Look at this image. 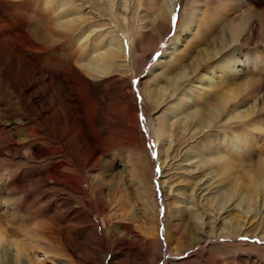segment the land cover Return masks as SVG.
<instances>
[{
	"label": "bare ground",
	"instance_id": "6f19581e",
	"mask_svg": "<svg viewBox=\"0 0 264 264\" xmlns=\"http://www.w3.org/2000/svg\"><path fill=\"white\" fill-rule=\"evenodd\" d=\"M135 1L143 12H151L154 17L151 16L148 20H145V17L138 19L139 27L136 26L134 31L133 21H128L124 25L123 20L126 16H123L124 19L119 16L127 9V0H0V106L4 109L0 111V158L7 157L15 162L18 161L19 166L13 170L7 167L4 170L7 172L6 179H0V212L5 211L6 214L13 211L23 221L20 228L14 225L16 222H9L8 219L5 220L4 226L0 221V264H47L40 260L42 257L40 258L37 253L40 252V247L37 252L33 250L28 253L25 250L27 247L33 249L34 246L27 245L30 243L25 242L29 240L27 238L29 232L23 230L29 225L34 227L45 225L46 220L51 223L49 228L53 230L52 233L56 235L59 242H62L66 248L72 249V246L66 243L64 224L74 221L75 216L86 203L80 197L79 211L70 207L71 205L66 208L64 203L66 200L69 201L61 191L72 189L78 194L87 195L85 191L83 192V186H79L78 173H82L89 166L88 164L95 165L100 162L99 156L104 153L102 137L113 136L116 131L128 136L129 140L125 143V150L123 149L127 155L119 154L111 162V165H114L118 161L125 168L118 171V176L111 185V187H117L121 195L118 197V204L111 205L107 215L111 216V210H113L111 217L120 212L119 220H131L133 224L121 225L120 221H117L120 227L116 230L122 227L123 235H116L109 229V223L105 220L107 216H102V222H98L96 232L99 234L97 243L107 253L103 264H110L107 260L108 255L115 259L122 258L135 249L147 251L154 243L159 245L166 243L167 249L170 247L172 237L168 236L167 227L164 230L160 228L159 209L153 199V192L146 182V172L150 170L146 149L147 139L145 140V134L139 128V125L145 122L141 120V106L138 108L134 99L131 80L141 75L142 68L146 66L144 61L146 42L151 37H160L164 28L167 31L170 30L176 4L181 0ZM244 2V0H190L189 8L184 7L179 14L181 18L175 40L169 51L170 58L164 59L162 64H159L160 72L152 73L154 77L152 83L146 82L139 86L143 95L142 104L146 108L144 113L147 130L159 138L158 156L162 167L165 166L166 158L170 157V154H167L163 159L164 141L167 136L173 135L177 142H174L176 145L173 146L174 148L170 146L173 152H176L175 157H171L170 161L182 155L180 147L183 144L194 139L193 143L197 144L191 148H196L194 155L198 157L199 165L197 166L205 169L202 176L209 174L207 171L215 174L206 180L207 188L215 183L220 185L221 194L214 206L215 198L211 199L210 206L214 207L213 210L217 213L225 209L227 211L235 201L239 200L250 209L248 214H251L252 207H256L251 214V218L255 219L264 207L262 205L264 204V144H260L264 139V134L260 132L264 129H261L260 116H256L264 112V104L258 95L253 96L255 101L252 105H249L248 98L250 93L256 92L260 87L264 77V55L253 56L243 47L241 39L244 35L241 37L240 27L232 28L234 31L231 32L230 39L231 27L227 26L230 19L227 20L228 16H225L226 19L220 16L222 11L228 14L230 7L232 10L236 8L237 12L238 6ZM249 2L256 8L264 6V0H249ZM220 3L223 5H219ZM205 6L209 9L206 13L202 11ZM227 9L229 10L226 13ZM113 22L123 33L121 34L123 38L119 33L110 35L103 31L104 27ZM182 31L187 34L185 41L189 44L185 42V48L179 50L177 42ZM235 45L242 46L240 50L244 53L245 62L232 56L230 63L223 65L222 62L228 59L225 54ZM28 54L42 58L39 70L47 75L45 78L48 84L45 86L48 89L56 86L55 80L59 73L63 80L59 87H65L68 84L72 92L78 95L76 102L70 101L72 110L61 108L51 110L53 115L50 117L51 123L48 122L47 128L38 122L41 119L38 120L35 116L23 118L25 114L20 113L22 115H19L20 119L17 122H11L10 115L24 110L26 100L31 105L38 102L35 100L36 93H31L34 87L31 80L39 71L38 69L29 70L28 66H24L25 56ZM56 56H59L60 60L54 67ZM8 60L12 64L7 68L4 64ZM214 63L227 67L226 71H222L220 76H213L209 71H215L212 68ZM232 68H235L233 69L235 71H231ZM155 71L157 70L153 72ZM232 77L238 80V83H235ZM25 84H27L25 87L27 91L22 88ZM193 84H198V87ZM15 88H19L21 97L24 96L26 99L18 97V102L9 101L6 104L11 94L10 89ZM169 102L173 105L165 108L164 113L157 119V123L154 122L156 126L158 125L155 131L153 116ZM80 103L83 105L81 109L78 107ZM11 107H14L12 110L15 113L10 111ZM254 118L259 121L255 123ZM5 119L10 122L9 131L3 125ZM61 122L71 128L72 137L68 141L66 139L69 132L60 128ZM12 129L14 132H18L15 130L18 129L26 138L20 140L21 142L15 141L12 138ZM45 130L48 133H45ZM134 137L137 141L133 140ZM57 140L65 141L63 147ZM26 145H28V151L23 154L24 150H27ZM61 148L70 152L71 161L75 165L73 163L70 165V161L65 162L61 155ZM29 149L34 159L43 160L34 161L29 156ZM188 154L191 153L186 152V155ZM67 164L73 168H69ZM27 171L32 172L30 179H28L29 174H26ZM113 175L114 173L111 176L115 179ZM215 177L218 179L213 182ZM99 182L102 181L99 180ZM134 189L136 200L130 196ZM34 194L37 196L32 197ZM258 197L261 198L260 207L256 205ZM103 209L100 207L96 211ZM61 212L65 213L66 217L62 216ZM239 217H246V215L241 216L239 213L230 215V225L227 226L229 231L224 235L210 236V238L248 236V232L238 231ZM175 218L179 219V217ZM92 221L97 222V220ZM261 224L262 228L258 227L256 230L259 233H253V235L264 239V222ZM131 225L136 229L140 228L139 231L144 237L139 233L141 237L137 238ZM193 225L190 227V224H187L183 231L179 228L180 226H176L175 234L179 235L183 232L182 235L191 238L192 242L204 240L207 236H198V231L191 229ZM45 227L47 225L43 230L48 233L50 230ZM43 232L41 230L42 235ZM47 233L44 235L47 236ZM173 236L175 240L179 239L178 236ZM50 237L52 239V236ZM51 244L48 248L41 249L43 256L47 257L46 254L53 249L50 248ZM42 245L45 244L42 242ZM222 245L229 246L226 243ZM240 245L242 246L241 243L235 246L240 248ZM86 247L90 253L97 255L93 247L90 245ZM119 249L120 251H117ZM151 257L156 261L151 258L150 264H156L160 260H162V263L159 262L161 264L169 263L168 258L163 254H153ZM50 258L52 259L51 256ZM50 264H56V262Z\"/></svg>",
	"mask_w": 264,
	"mask_h": 264
},
{
	"label": "rangeland",
	"instance_id": "374dc122",
	"mask_svg": "<svg viewBox=\"0 0 264 264\" xmlns=\"http://www.w3.org/2000/svg\"><path fill=\"white\" fill-rule=\"evenodd\" d=\"M115 1H117V0H115ZM209 1H211V0H209ZM244 1L245 2L242 5L238 6L239 8H238L237 12H236V8L234 10H232L230 7V10L229 9L226 10V13L229 10L228 14H225V12L222 11L223 13L220 16H224V19H226L225 16L226 17L228 16L227 20L230 19V22L227 24V26L231 27L229 30L230 39H231V34H232L231 32L234 31L233 29L236 28V26L240 27L241 37L244 35V37L241 39V41L244 44L243 47H245L246 50H248V52L250 51V54L253 56L255 54H256V57H258V55L262 56V55H264V6L262 8H256V6L254 4H252L251 2H249V0H244ZM134 2H136V1L135 0H132V1L127 0L128 7L123 12L125 15L123 13H120V15H119L120 18L122 17L121 19H124L123 16H126L125 17L126 19L123 20V22L125 21L124 25H126L128 23V21H131V20L133 21V23H132L133 30L135 29L136 26L139 27L138 23H140V22H138V19L140 20L143 17H145V20L146 19L148 20V19H151V16L153 15V13H151V12H147L148 14L146 12H143V9L141 10V8L138 7L137 2L136 3H134ZM189 3H190V0L179 1L176 4L177 8L175 7V10H174V12H175L174 16L178 15V17H179L178 21L175 23L172 22V25L170 26L169 31H167L164 28L162 33L160 34L161 35L160 37H154V38L151 37L150 39H148V41L146 42V45L144 46L145 47L144 61L146 62V66H144L142 68L143 72L141 75L134 77L133 81L131 80V86L133 88L134 99H135L136 103L138 104V108H140V106H141V111H142L141 112V120L143 122H145L144 124H140L139 128L141 131L143 130L142 132L145 134V140L147 139L146 140V143H147L146 149L148 150L150 170L148 169V172H146L147 173L146 174V182H147L148 187H150V189L153 192V199H154L155 203L157 204L156 205L157 208L159 209L158 210V219L160 221L159 225H161L160 228L162 230H164L165 227H167L169 230L168 236H171L173 240L171 239L170 242H172V243H170V247L168 249L166 247V243H163L160 245L158 243H154L152 246H150L149 250H147V251L145 250L143 252V251L135 249L133 252L128 254L129 256L124 255V257H122V258L116 257V259H115L114 257L108 255L107 260L110 262V264H144V263L150 264L151 258L153 260V257H151V255L153 256V254H156V255L163 254L164 256H166V258H168V261H169L168 264H264V239H260L258 237H255V235H253V233L258 234L259 231L256 232L257 228L259 227L261 229L263 226L261 223L264 222V207H262L260 214L255 219L251 218V216H252L251 214H253V211L256 207H252L251 208V214H248L250 209H248V207L245 203H241L239 200L235 201V203L232 206H230V208L227 211L225 209V210L217 213L215 210H213L214 209L213 206L216 203L215 201H217V199H219V197H220V194H221L220 193L221 189H219L220 185L215 183L212 185V187L207 188L208 185H207L206 180L208 178H212L215 174L213 172L211 174V172L207 171V173H209V174L202 176L203 170H205V169L204 168L201 169V168H199V166H197V165H199L198 164V157L197 156L195 157V155H194V149H196V148L195 147H194V149L191 148V147H193V145L197 144L195 142L193 143L194 139H192L191 141L188 140L185 144H183L180 147V150L182 151V152L180 151V153L182 155H180L176 159L170 161L171 157H175V153H176V152H173V150L171 149L170 146H172V148H174L176 146L175 143H177V142H175L173 135L167 136V138L164 141V147L165 148H163V150L165 149V151L163 152L164 153L163 159L166 158L167 154L168 155L170 154V157L168 159L166 158V163L164 164L165 166H163L165 168H163L159 162V156H158V147L160 145L159 138L156 137V135L154 133H149V131L147 130L148 126L146 125V120H145L146 118H145V113H144V112H146V108H144L143 104H142L143 95L141 93V89H140L139 85L142 83H146V82L152 83L153 78H154V77H152V73L157 74L158 72H160L161 69H160L159 64H162L164 59L170 58L171 55H169V53H170L169 51L172 48L173 41L175 40L176 32L178 30V23H179L180 18H181L179 16V14H181V11L184 7L189 8ZM221 3L219 5H223ZM218 7H220V6H218ZM207 8H208L207 6L203 7L202 11L204 13L208 12L209 9H207ZM223 14H225V15H223ZM153 17L154 16H152V18ZM110 25H109L110 27L107 25L108 27L106 26V27H104V29L102 27L103 31H106V33L110 34V35L119 33V35L122 36V38H123V35H121L123 33L121 31H119L118 28H116L117 25L115 24V22L111 23ZM113 30H115L116 32ZM186 35L187 34H185L183 31L181 32V35L179 37L180 39L177 42L178 46H179V48H178L179 50L180 49L182 50L183 48H185ZM123 40H124V42L126 41L125 38ZM186 43L189 44L188 42H186ZM241 47H242L241 45H235V47L231 48L228 51V53L225 54L226 55L225 57H228V59H226L225 61L222 62L223 65L224 64L227 65L228 63H230V58L232 56L236 57L240 61H244L245 60L244 53L242 52V50H240ZM28 55L25 56L26 60H24V62H25L24 66H26V67L28 66L27 68L29 70L38 69V71H39L35 75L36 77L33 76L32 80H31V83L34 86L31 89L32 90L31 93L32 94L36 93L35 100H38V102L36 101V103H34V105H31V103L26 100L27 102L25 101L24 110H19V112H16V113H15V111L12 110V108H14V107H11L10 111L11 112L13 111L15 114L10 115V117H12V119L11 118L10 119H11V122H17V120L20 119V116H22L23 114H25V117L23 115V118L35 116V117H37L38 120H40V119L44 120L43 122L41 120L38 122H40V124H42L43 127L47 128V127H49V123H51V121H49L50 117H52V115H53L51 110L52 109H60V108L62 110H66V109L72 110L73 106H71L70 101L72 100V101L76 102L78 100L77 99L78 95H76L74 92H72V90L70 89L71 86H69L68 84L65 87L64 86L59 87L60 82L63 83V80H61L62 77H61V75H59V73H57L56 80H55L56 86H53V88L51 87L50 89H48L46 87L48 84V81H47V78H45V77H47V75H45L46 74L45 72H41L39 70V67H40L41 62H42V58L40 56H35V55L31 56L30 54H28ZM59 60H60V57L56 56V60L53 63L54 67H56V63H58ZM253 62H254V58H253ZM11 64L12 63L8 60V62H6L4 64V66L8 68L9 66H11ZM246 64H247V62H246ZM251 66H253V65L251 64ZM212 68H214L215 71H213V72L209 71V73H211L213 76H220L222 74V71H226V69H227V67L225 68L220 64L218 65V63L217 64L214 63V66ZM235 68H238V67L235 66ZM235 68H232L231 71ZM251 68H253V67H251ZM154 70H157V71L153 72ZM233 71H235V70H233ZM41 80H42V82H41ZM64 80H66V79H64ZM233 81L235 83H238V80H235V78H233ZM25 82H27V81L25 80ZM260 84H261L260 87H258L256 90V92H258L259 94L256 92L250 93L249 98H248L249 105H252L254 103V101H255L253 98L254 95H258L260 97V101H262V104H264V77H263L262 81L260 82ZM26 86H27V84H25L22 88H25ZM193 86L198 87V84H196V85L193 84ZM10 90H11V94H9V98H8L6 104L9 103V101H11L13 103V101H17L18 97H21V91L19 90V88H15L14 90L10 89ZM25 90H26V88H25ZM29 92H30V90H29ZM22 97L24 100L26 99V97H24V96H22ZM21 101L23 104V100H21ZM171 105H173V103L169 102L168 104H166L165 107H162L163 110L160 109V111H158L157 114L155 113V115L153 116V125H155V127H154L155 131H156L158 125L156 126V124L154 122L157 123V119L159 117H161V115L164 113L165 108H167L168 106H171ZM47 106H48V108H47ZM78 107H79V109H81V107H83V105H81V103H80L78 105ZM2 110H4V109L2 106H0V111H2ZM19 113L22 115H20ZM28 113H29V115H28ZM256 116L257 117L260 116L259 119H261L260 121L262 122L261 129H264V112L261 114L258 113V114H256ZM259 119H255V123H257V121H259ZM56 122H59V121L56 120ZM3 125L6 126V128H8V126H10L9 120L5 119L3 122ZM59 126H60V128H62V130L69 132V136L67 137L66 141L70 140L72 137V131H71L70 126H66L65 123H62V122ZM10 128L11 127L8 128V131ZM12 130H13L12 138L15 141L21 142L20 140L26 138L24 133L20 132L18 129H15L18 132H14V129H12ZM116 132H118V131H116ZM116 132L113 134V136L109 135L108 136L109 138L106 136L107 139L105 136H104V138L102 137L101 143L104 147V153L99 156L100 162L97 163L98 165L97 164H95V165L88 164L89 166L86 167V169H84V171L82 173H80V174L78 173V175L80 176L79 186H81V187L83 186V188L85 189L84 190L82 188L83 192L85 191V194H87V195L84 196L83 193L82 194L79 193L80 194L79 195L78 193H76L72 189L61 191L62 193H64V196H66L68 201H69V202H67V200H66L64 203L66 205V208H67V206L71 205L70 207H74V209L79 211L80 208H78V205H79L78 201L79 202L81 201L80 197L83 199L84 203H86V205L80 209V212L77 214V216H75L76 218H74V221H72L70 224L69 223L64 224V233H65L66 239H67L66 243L71 245L72 249H69L68 247L66 248L62 242H59V239H57L56 235L52 233L53 230H51L49 228L51 226L50 225L51 223L50 222L48 223V221L46 220V221H44V223H46V224L45 225L42 224V226H40V227H36V226L34 227V225H29V226H25V229H23V230H26L29 232L28 237L24 236L25 238L26 237L29 238V240L25 241V242L26 243L30 242L27 245L31 244V246H34L33 249L30 247L25 248V250L28 253L33 251V250L35 252H37V251H39V247H40V252H37V253L39 254L40 258L42 257V259H40V260H42L43 262H45L47 264H50L51 262L52 263L56 262V264H103L104 261L106 260L107 253L97 243L99 234H98V232H96L97 231L96 228L98 229L97 224L102 222V216L108 217V219H106L107 217H105V220H107L109 223L108 224L110 226L109 229L113 230L114 234H116V235H123V228L122 227L119 230H116L117 227L118 228L120 227V226H118L119 222H117V221H120L121 225H125V223H127V225L133 224V223H131L132 222L131 220H129V221L128 220L127 221L122 220V219L119 220L120 219V212L119 213L117 212V215L114 214L116 217L115 216L111 217V216H113V214H112L113 210H111V216L110 217H109V215H107V214H109L110 208L112 207L111 205L115 206L116 203L118 204V197L121 195V193L118 191L117 187L116 188L111 187V185H113L112 183L115 182L116 176H118L117 175L118 171L123 170L125 168V167H122V163H120L118 161L114 165H111L112 164L111 162H112L113 158H116L117 156H119V154L123 155V156L127 155V152L126 151L123 152V149L125 150V143H126V141L129 140V137L125 136V134H122L120 132L116 133ZM45 133H48L47 130H45ZM260 133L264 134V130H262V132H260ZM47 136H48V134H47ZM187 137H189V135ZM134 139H135V137L133 138V140ZM4 141H7V140H4ZM134 141H137V139ZM57 142H59V144L62 145V147H63V144L65 143V141H63V140H61V141L57 140ZM172 143H173V145H172ZM261 143L264 144V139L261 140L260 144ZM78 144H79V142H78ZM117 144H118V146H117ZM3 146H5V145H3ZM27 146L28 145H26V148H25L27 150H24L23 154H25L28 151ZM75 148H77V146H75ZM61 150H62L61 155H63L62 157L65 160V162L70 161L69 162L70 165H72L71 163H73V165H75L74 162L71 161L72 158L70 157L71 156L70 152H68L66 149H63V148H61ZM167 150H168V152H167ZM169 150H170V152H169ZM186 152L191 153V154H188L191 156L188 157V155H186ZM29 156L34 161H42L43 160V159L42 160L34 159L33 155H32V151L30 149H29ZM17 162L18 161L15 162V160H13V159H7V157H4V158L1 157L0 158V176L2 174L3 175H2V178H0V179H3V178L6 179L5 173H7V172L4 170L7 167L9 170H13V168L17 169L19 167L17 165L18 164ZM106 162H108V163H106ZM69 164H67V166L69 168H73ZM93 168H94V170H93ZM112 173H114L113 176H115V179L111 176ZM26 174H29V176H30L32 174V172L27 171ZM89 175H91V176L89 177ZM31 176L28 179H30ZM94 177L96 180L94 179ZM88 178H89V180H88ZM91 178H93V179L91 180ZM217 179H218V177H217ZM217 179L215 177L213 182L214 181L216 182ZM25 180H27V179H25ZM99 180L102 182L100 183ZM110 182H111V184H110ZM73 183H75V181H73ZM93 183H95V184H93ZM217 185H218V188H217ZM92 186H94V188ZM213 187H214V189H213ZM93 191L94 192L96 191V192L94 193ZM131 192L133 195L130 193V196H132V198L134 197L133 199L136 200L135 189L132 190ZM94 194H95V196H94ZM105 195H106V198H105ZM35 196H37V195L34 194L32 197H35ZM93 197H95V198L93 199ZM214 198H215V200H213ZM110 199H111V201H110ZM211 199L213 200V206L212 205L210 206ZM88 201H91V202H89L90 204L88 203ZM101 202H104V203H101ZM111 203H113V204H111ZM260 203H261V198L258 197L256 205H258V207H260L261 206ZM108 204H110V205H108ZM106 205H108V206L105 207ZM262 205H264V204L262 203ZM100 207H103L105 210L103 209L104 211L103 210L96 211ZM106 210H107V212H106ZM1 212H0V221H1V224L3 226L6 222L5 220L8 219L7 221H9V222H11V221L16 222L17 224L14 223V225H16L18 228L21 227L20 225H22L23 221L20 220L19 217H17L16 213H14L13 211H10L6 214H5V211H1ZM225 212H227V213H225ZM238 213L241 216L246 215V217H239L240 227L238 228L239 229L238 231H240V233L248 232V236L240 237V238H237V237H234V238H223L222 237L219 239L210 238V236L212 237V236H216V235L219 236V235L226 234V232L229 231L227 226H228L229 221H230V218H229L230 215H232V214L235 215ZM10 214H11V216H10ZM60 214L64 217H66L65 213L61 212ZM104 214H106V215H104ZM175 217H179V219H176ZM109 218H110V220H109ZM116 218H118V219H116ZM78 219H79V221H78ZM112 219H113V222H112ZM92 220H97V222H94ZM174 224H175V226H174ZM176 224H178V225H176ZM187 224H190V227H191V225L194 224L191 229H196V232L198 231V234H199L198 236L204 235L207 237L204 238V240L200 239L197 242H192V241H190L191 238L185 237V235H182V234H184L183 232H181L179 235L175 234L176 232L174 231V229L176 226H178V227L180 226L179 228L183 231L184 228L187 226ZM46 225H47V227H45V228L50 230L48 233L46 232V230H43L44 226H46ZM132 227H133L134 234H136L137 238H140L141 237L139 234V233H141L139 231L140 228L136 229L135 226L131 225V228ZM41 230H42V232L44 231L43 235L41 234ZM121 230H122V232H121ZM44 233H47V236H45ZM48 234H49V236H48ZM141 235H142V237H144L143 233H141ZM173 235L178 236L179 239L175 240L173 238L174 237ZM251 235H253V236H251ZM50 236H52V239ZM132 236H133V234H132ZM20 237L22 238V235H20ZM50 239H51L52 244H51V242L49 243ZM42 242L45 245H42ZM225 243L228 244L229 246L222 245ZM239 243H241L242 246L240 245L241 247L238 246L240 248H237V246H235V245L236 244L239 245ZM49 244H51L50 248H53L50 251L53 254H51L49 252L50 254L49 253L46 254L47 257H45L42 255L41 249L44 247L48 248L50 246ZM88 245L93 247L94 251L97 253L96 256L94 254L90 253V251L87 249L86 246H88ZM53 246L55 247L56 251L54 250ZM218 247H220L221 249ZM223 247H225V248H223ZM117 251H120V249ZM226 255L229 256L230 258L227 257ZM50 256L52 257V259L50 258ZM44 258H45V260H44ZM47 258H49V259H47ZM153 261H151V263H153ZM159 262L162 263V260H160ZM159 262H157L156 264H161Z\"/></svg>",
	"mask_w": 264,
	"mask_h": 264
},
{
	"label": "snow or ice",
	"instance_id": "6c2138e0",
	"mask_svg": "<svg viewBox=\"0 0 264 264\" xmlns=\"http://www.w3.org/2000/svg\"><path fill=\"white\" fill-rule=\"evenodd\" d=\"M178 19H179L178 15H177V16H174V17H173V22H174V23L177 22Z\"/></svg>",
	"mask_w": 264,
	"mask_h": 264
}]
</instances>
